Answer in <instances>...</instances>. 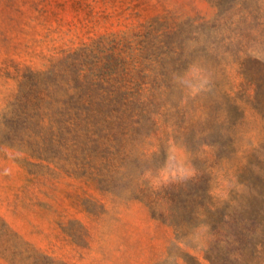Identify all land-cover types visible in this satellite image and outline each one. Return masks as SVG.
Returning a JSON list of instances; mask_svg holds the SVG:
<instances>
[{
  "label": "rangeland",
  "instance_id": "1",
  "mask_svg": "<svg viewBox=\"0 0 264 264\" xmlns=\"http://www.w3.org/2000/svg\"><path fill=\"white\" fill-rule=\"evenodd\" d=\"M0 264H264V0H0Z\"/></svg>",
  "mask_w": 264,
  "mask_h": 264
},
{
  "label": "clouds",
  "instance_id": "2",
  "mask_svg": "<svg viewBox=\"0 0 264 264\" xmlns=\"http://www.w3.org/2000/svg\"><path fill=\"white\" fill-rule=\"evenodd\" d=\"M203 69L196 63L190 64L183 74L174 75V84L181 87L183 93L196 97L209 90L210 81L202 75ZM166 153L164 165L155 174L149 170L145 178L149 179L150 186L160 187L171 183H186L196 176L197 168L187 157L179 158L176 153L184 151L186 146L180 144H166L163 146ZM3 175H10V170L5 169ZM210 230V226H207Z\"/></svg>",
  "mask_w": 264,
  "mask_h": 264
},
{
  "label": "trees",
  "instance_id": "3",
  "mask_svg": "<svg viewBox=\"0 0 264 264\" xmlns=\"http://www.w3.org/2000/svg\"><path fill=\"white\" fill-rule=\"evenodd\" d=\"M129 99L130 98L126 97L125 95H122V96L116 97V98H110L108 105H105V107H108V108L103 109L101 107L100 114L102 116V119L104 120V123L107 126L112 127L114 124H116L119 127H121L124 124V120H123L122 115H126L129 112L132 113L130 115L128 114L129 118L131 120V123L135 122V121H133L135 114H133V112H131V108L133 107V104H132V101H130ZM143 110H145V109H143ZM113 111L121 112V115L117 116V123L108 120ZM135 123H139V121H136ZM22 124L23 125L27 124V118H25V120L22 122ZM50 148L51 149L54 148L52 143L49 144V149ZM207 196H208V191H206V190L203 193H200L198 191L193 192V193H187V192H185V190H181V192H179L177 194H173V201H174L175 205L177 206L178 211L181 212V211L187 210L189 208L195 209L196 205L208 204V202L206 203V200H205V198H207ZM225 219H226L225 214H222L219 217L218 222H222Z\"/></svg>",
  "mask_w": 264,
  "mask_h": 264
}]
</instances>
